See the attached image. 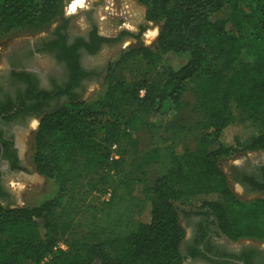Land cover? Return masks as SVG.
<instances>
[{
	"label": "trees",
	"instance_id": "trees-1",
	"mask_svg": "<svg viewBox=\"0 0 264 264\" xmlns=\"http://www.w3.org/2000/svg\"><path fill=\"white\" fill-rule=\"evenodd\" d=\"M66 1L0 0V38L42 31L62 15ZM133 1L145 7L147 23L160 26L156 45L123 51L108 74L138 58L156 69L155 77L113 82L107 76L96 99L68 95L42 116L31 162L55 194L36 206L0 203V264H40L46 256L42 264H182L185 232L177 205L208 209L231 241L264 240V198L238 199L219 166L222 159L264 152V0ZM102 41L93 31L89 42L79 39L58 57L74 72L76 46L94 54ZM168 57L183 63L171 65ZM197 82L207 104L201 124L209 133L190 151L176 145L187 134L183 127L162 130L151 117L179 109ZM142 128L153 139L140 153L157 169L151 184L139 169H128L126 158ZM246 129L255 133L242 138ZM69 189L76 196L68 202ZM106 193L107 200L89 204ZM200 195L215 199L198 201ZM58 243L66 250H54Z\"/></svg>",
	"mask_w": 264,
	"mask_h": 264
},
{
	"label": "flooded vegetation",
	"instance_id": "flooded-vegetation-1",
	"mask_svg": "<svg viewBox=\"0 0 264 264\" xmlns=\"http://www.w3.org/2000/svg\"><path fill=\"white\" fill-rule=\"evenodd\" d=\"M145 13L135 28L128 29L122 22L123 26L118 25L112 35L101 33L90 15L86 20V32L74 34L69 17L62 13L52 23L54 26L50 31H40L43 33L38 39L16 48L7 47L0 65V202L10 198L6 177L23 175L28 171V141L36 132L42 116L62 105L68 100V95L84 101L82 95L88 85H104L109 65H89L86 59L96 56L104 47L116 48L123 41L141 45L140 38L148 24ZM93 31L98 38L107 41L100 42L94 54L87 52L83 45H77L74 49L75 70L72 72L69 63L58 56L73 48L79 39L89 42ZM43 55L49 56L54 65L45 73L32 65L35 57ZM251 153L264 152L237 155L242 159L228 171V186L232 192V184L238 186L240 196L233 193L243 202L264 198V157L258 154L251 159L248 157ZM177 212L185 232L180 245L182 264H264V240L241 238L231 241L220 233L217 220L206 208L177 205Z\"/></svg>",
	"mask_w": 264,
	"mask_h": 264
},
{
	"label": "rangeland",
	"instance_id": "rangeland-1",
	"mask_svg": "<svg viewBox=\"0 0 264 264\" xmlns=\"http://www.w3.org/2000/svg\"><path fill=\"white\" fill-rule=\"evenodd\" d=\"M69 0L66 1V4ZM88 2V3H87ZM86 2V7L79 8L75 13L68 15L66 14V4L63 10L64 16L69 17L71 21V30L74 34H84L88 29L87 17L92 16L96 23L98 30L101 33L114 34L118 29V25H122L124 20L121 16L126 17L125 26L128 29L135 28L136 22L142 19L145 7L133 0H88ZM110 3H112L110 6ZM125 11V14H123ZM54 24H50L45 29L50 31ZM123 26V25H122ZM160 26L148 23L145 30L140 38V43L144 47L153 48L156 45V38L159 33ZM154 30V39H146V34L148 31ZM43 32H27V31H12L8 35L0 38V65L4 61L5 51L7 47H19L25 45L28 42H32L38 39ZM249 28H245V35L249 34ZM134 47L132 41H123V43L116 48L104 47L101 51L94 57L87 58V63L90 65L99 64L103 67L110 66L111 63L115 62L118 56L125 50ZM168 62L171 65H178L183 63L182 58L178 57H168ZM32 65L38 71L45 73L53 65L52 59L43 55L40 57H35L32 61ZM111 73V72H110ZM156 69L146 65L141 59H132L127 63L122 65L119 70H115L112 75L107 76L116 82L122 78H126L131 82H135L139 79H152L155 77ZM200 82L195 83L183 96L182 104L179 109L172 110L168 112H155L152 114L151 120L160 125L162 130H166L172 127H183L184 131H187L185 137L179 140L176 145L194 151L199 148L200 141L205 138L209 133L203 128L202 121L205 118V108L207 104L201 100L198 95L197 89ZM103 89V85L98 83H92L87 86V89L82 95L84 101L94 100L99 96ZM36 125V124H35ZM35 132V131H34ZM33 132V135H34ZM255 133L252 129H246L243 133L242 138H247ZM33 135L29 138V144L27 148L26 160L28 171L25 174H19L14 176H8L5 179V185L8 188L9 201L0 202L4 207L15 208V207H26V206H36L51 198L55 194L54 184L47 180L46 178L39 176L31 163V156L33 152ZM166 136L165 134H163ZM231 138V137H230ZM153 144V139L148 134V131L144 128L139 130L137 133V140L134 144L127 147L128 154L126 158L129 162L128 169L134 171L139 169L142 175H138L137 170L135 173L144 182L151 184L154 179L158 176V172L155 166L150 164H145L140 160V153L147 150ZM208 149H212L214 144L208 142ZM258 154L264 157V153H251L248 155L249 158L253 159ZM241 156H234L232 158L222 159L220 161V169L226 175L227 179L229 177V167L240 161ZM229 181V179H228ZM214 185H218V181H213ZM231 186V185H230ZM233 192L240 196V190L237 185L232 184L231 186ZM184 193L188 194L189 189L185 187L180 188ZM75 190L69 189L66 192V199L73 201L75 199ZM102 198L94 196L93 199L89 201V204H93L96 200H101ZM198 201H212L215 199L214 195H200L197 197ZM138 217H135V222ZM77 234V233H76Z\"/></svg>",
	"mask_w": 264,
	"mask_h": 264
},
{
	"label": "built area",
	"instance_id": "built-area-1",
	"mask_svg": "<svg viewBox=\"0 0 264 264\" xmlns=\"http://www.w3.org/2000/svg\"><path fill=\"white\" fill-rule=\"evenodd\" d=\"M110 1H111V0H110ZM111 4H112V3H110V6H112ZM123 14H125V11H123ZM121 18L124 20L123 23L125 24V21L127 20L126 17L121 16ZM114 149H115V146L111 147V149H110V151H111V153H110V157H111V159H112V158H114V159L117 158V156H116L115 153H114ZM108 197H109V193H106V194L102 197V199H103V200H107ZM56 248H59V249H61V250H66V246H65L63 243H58L57 246L54 248V250H55ZM49 258H50L49 256L44 257V258L42 259V261H41L40 264H42L43 262H46Z\"/></svg>",
	"mask_w": 264,
	"mask_h": 264
},
{
	"label": "clouds",
	"instance_id": "clouds-1",
	"mask_svg": "<svg viewBox=\"0 0 264 264\" xmlns=\"http://www.w3.org/2000/svg\"><path fill=\"white\" fill-rule=\"evenodd\" d=\"M86 7V0H69L66 5V14L71 15L77 11L78 8Z\"/></svg>",
	"mask_w": 264,
	"mask_h": 264
},
{
	"label": "bare ground",
	"instance_id": "bare-ground-1",
	"mask_svg": "<svg viewBox=\"0 0 264 264\" xmlns=\"http://www.w3.org/2000/svg\"><path fill=\"white\" fill-rule=\"evenodd\" d=\"M88 0H86V2H87ZM67 5V4H66ZM79 9V8H78ZM77 9V10H78ZM154 36H155V31L154 30H151V31H148L147 32V34H146V39H149V41L150 40H152V39H154Z\"/></svg>",
	"mask_w": 264,
	"mask_h": 264
}]
</instances>
